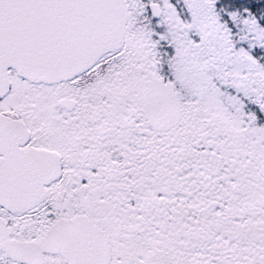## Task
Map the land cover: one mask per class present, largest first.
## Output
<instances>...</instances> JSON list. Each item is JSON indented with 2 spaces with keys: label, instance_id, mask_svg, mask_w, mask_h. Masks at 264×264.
Listing matches in <instances>:
<instances>
[{
  "label": "snow or ice",
  "instance_id": "obj_1",
  "mask_svg": "<svg viewBox=\"0 0 264 264\" xmlns=\"http://www.w3.org/2000/svg\"><path fill=\"white\" fill-rule=\"evenodd\" d=\"M0 264H264V0H0Z\"/></svg>",
  "mask_w": 264,
  "mask_h": 264
}]
</instances>
